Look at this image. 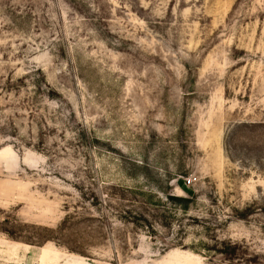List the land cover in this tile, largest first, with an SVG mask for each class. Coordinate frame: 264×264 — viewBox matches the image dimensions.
I'll return each instance as SVG.
<instances>
[{"label":"rangeland","instance_id":"obj_1","mask_svg":"<svg viewBox=\"0 0 264 264\" xmlns=\"http://www.w3.org/2000/svg\"><path fill=\"white\" fill-rule=\"evenodd\" d=\"M0 264H264V0H0Z\"/></svg>","mask_w":264,"mask_h":264}]
</instances>
